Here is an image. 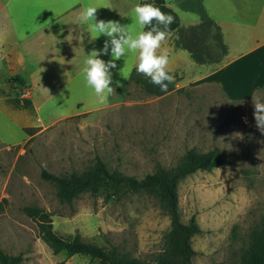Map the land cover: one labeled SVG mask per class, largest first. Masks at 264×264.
<instances>
[{"label":"rangeland","instance_id":"rangeland-1","mask_svg":"<svg viewBox=\"0 0 264 264\" xmlns=\"http://www.w3.org/2000/svg\"><path fill=\"white\" fill-rule=\"evenodd\" d=\"M227 1L233 2L215 3ZM202 2L214 15H229L218 13L213 0ZM135 25L133 19L128 26ZM183 37L197 57L217 56L219 44L205 15ZM7 63V58L0 60V249L21 252L18 264L96 262L83 254L53 253L22 210L37 205L50 213L52 227L60 233L77 232L130 256L152 259L168 227V217L152 195L127 191L103 198L82 192L60 202L53 183L40 177V168L54 174L79 171L98 155L108 168L141 177L156 162L172 166L188 147H217L226 164L178 181L179 216L182 221L193 216L199 226L191 238L194 264H240L251 231L264 225V134L256 127L252 101L254 96L264 99V80L238 96H228L213 80L167 92L130 80L120 101L84 111L89 104L84 73L41 100L40 93L48 91L11 78ZM114 75L116 81L128 76ZM26 89L32 109L7 101L26 96ZM26 127L35 129L32 135Z\"/></svg>","mask_w":264,"mask_h":264},{"label":"crops","instance_id":"crops-1","mask_svg":"<svg viewBox=\"0 0 264 264\" xmlns=\"http://www.w3.org/2000/svg\"><path fill=\"white\" fill-rule=\"evenodd\" d=\"M139 1L0 0V60L7 58V68L13 72L11 78L24 85L50 87L51 91L39 95L45 100L68 85L76 74L84 73V61L93 50L103 49L108 39L93 31L94 21L81 22V12L90 6L97 7V20L118 21L127 26L135 38L141 33L134 13ZM213 1L218 13L225 11L229 15H214L202 0H164L179 18L178 25L157 50V55L167 53V71L174 77L172 83L165 82L168 83L167 91L213 80L228 96H238L264 80V0H242V3L233 0L225 4ZM202 15L211 22L219 44L215 58L197 57L184 44L186 29L197 24ZM133 19L136 25L129 27ZM138 57V52L128 51L115 61L116 68L110 69L113 80L110 86L115 92L108 97L107 103L101 104L94 89L87 85L89 104L84 111L120 101L130 80L161 90L150 77L137 72ZM99 58L105 62L112 60L110 48L107 55L101 54ZM117 73L128 76L116 81L114 74ZM22 94L30 98L29 89Z\"/></svg>","mask_w":264,"mask_h":264},{"label":"trees","instance_id":"trees-1","mask_svg":"<svg viewBox=\"0 0 264 264\" xmlns=\"http://www.w3.org/2000/svg\"><path fill=\"white\" fill-rule=\"evenodd\" d=\"M152 4L162 12L174 17L169 25V31L179 23L177 13L167 6L164 0H140L139 4ZM153 26L156 21H153ZM163 30V26H159ZM145 26L141 32L149 31ZM195 56H197L194 53ZM14 107L32 109L28 97L7 98ZM28 135L33 134V127H26ZM227 163L222 151L217 147L197 150L191 146L186 148L179 159L169 167L155 163L152 171L141 177L110 169L105 162L95 155L92 163L86 168L64 174H54L44 167L39 170L41 178L50 181L55 186V193L60 202H70L82 192L100 194L103 198L119 196L127 191H143L152 195L159 207L168 217V227L163 233L162 246L152 259H140L130 256L113 244L107 246L83 238L79 233H60L52 227L50 213L37 205L22 206L23 212L34 221L37 236L51 249L53 253L63 251L68 257L72 254H83L90 259L95 258L94 264H194L191 245L192 236L199 231L193 216L182 221L178 210L177 184L180 179L196 170H210ZM22 253H6L0 249V264H18ZM240 264H264V225L251 231L242 253Z\"/></svg>","mask_w":264,"mask_h":264},{"label":"clouds","instance_id":"clouds-1","mask_svg":"<svg viewBox=\"0 0 264 264\" xmlns=\"http://www.w3.org/2000/svg\"><path fill=\"white\" fill-rule=\"evenodd\" d=\"M97 9L99 8L94 6L87 7L81 12L79 20L81 22L94 21L93 31L99 36L104 35L108 38L103 49L99 52L93 50L84 61L83 71L87 85L94 89L99 102L107 103L108 97L115 92V89L110 86L113 82L110 69L116 68L115 61L124 57L128 51L139 53L137 72L150 77L151 82L159 85L162 92H167L168 83H172L174 77L167 71L169 65L167 53L157 55V50L171 35L169 25L174 22V17L165 14L152 4H137L134 7V13L138 24L140 28L149 26L150 30L141 32L134 38L127 26H122L118 21L97 20ZM153 21H156L157 26H153ZM159 26H163V30ZM109 48L113 59L105 62L99 57L101 54L107 55ZM166 81L168 83H165ZM44 90L49 91L47 88ZM252 101L256 127L261 134H264V99L254 96ZM42 166L46 167V165Z\"/></svg>","mask_w":264,"mask_h":264},{"label":"water","instance_id":"water-1","mask_svg":"<svg viewBox=\"0 0 264 264\" xmlns=\"http://www.w3.org/2000/svg\"><path fill=\"white\" fill-rule=\"evenodd\" d=\"M146 2H148L149 0H145Z\"/></svg>","mask_w":264,"mask_h":264}]
</instances>
